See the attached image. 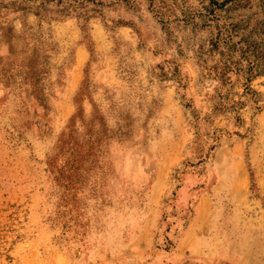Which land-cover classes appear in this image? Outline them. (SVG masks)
Listing matches in <instances>:
<instances>
[{"label":"rangeland","instance_id":"374dc122","mask_svg":"<svg viewBox=\"0 0 264 264\" xmlns=\"http://www.w3.org/2000/svg\"><path fill=\"white\" fill-rule=\"evenodd\" d=\"M259 56L264 0H0V264H264Z\"/></svg>","mask_w":264,"mask_h":264},{"label":"trees","instance_id":"16d2710c","mask_svg":"<svg viewBox=\"0 0 264 264\" xmlns=\"http://www.w3.org/2000/svg\"><path fill=\"white\" fill-rule=\"evenodd\" d=\"M216 44V43H214ZM220 54V53H219ZM222 55V54H221ZM223 59L219 60V65L225 70V71H231L236 70L238 67L236 60L232 59V55L230 53H224ZM247 72H261L264 73V57L259 56L257 57V61L255 63H248V71Z\"/></svg>","mask_w":264,"mask_h":264}]
</instances>
